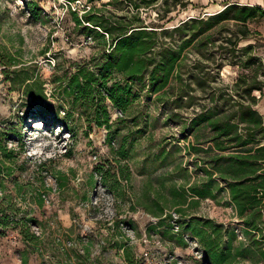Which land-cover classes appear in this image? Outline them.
I'll return each instance as SVG.
<instances>
[{
	"label": "rangeland",
	"instance_id": "rangeland-1",
	"mask_svg": "<svg viewBox=\"0 0 264 264\" xmlns=\"http://www.w3.org/2000/svg\"><path fill=\"white\" fill-rule=\"evenodd\" d=\"M29 1L39 8L36 16L27 7ZM109 1L95 5L105 9L107 16L125 14L126 5H108ZM152 1L154 9L140 12L147 21L157 20L163 9L164 0ZM183 1L189 6L172 8L168 17L173 21L166 28L239 0ZM90 6L83 0L71 5L66 0H0V130L7 133L8 148L16 156L9 163L13 173L2 177L0 203L10 199L27 211L38 222L32 232L42 240L38 247L27 248L19 228L9 229L0 237V264H22L27 251L32 252L28 264H204L189 237H185L186 247L172 238L191 218L232 227L239 241L249 238L230 206L224 183L218 175L210 182L205 173L209 155L191 148L204 150L213 136L204 127L193 134L188 131L193 108L176 109L177 115H171L146 91L126 113L109 107L110 130L97 126L91 106L72 104L58 80L106 49L76 27L72 13L81 17ZM249 28L250 38L239 49L254 48L242 52L238 62L258 57L264 64V19ZM204 51L203 56L194 49L186 51L184 79L196 72L200 60L204 75L218 91L255 69L264 81L258 64L245 69L229 62L225 52L219 56L212 46ZM22 69V77L38 83L30 93L36 95L41 87L44 99L33 100L27 94L25 86L33 81L7 80L5 71ZM211 92L198 89L192 95L203 104ZM254 95L258 98L261 93ZM101 167L109 171L108 181L97 172ZM121 167L130 174L129 182L122 178ZM209 183L215 199H194L191 188L206 189Z\"/></svg>",
	"mask_w": 264,
	"mask_h": 264
},
{
	"label": "trees",
	"instance_id": "trees-1",
	"mask_svg": "<svg viewBox=\"0 0 264 264\" xmlns=\"http://www.w3.org/2000/svg\"><path fill=\"white\" fill-rule=\"evenodd\" d=\"M66 1L71 5L82 0ZM83 1L92 6L85 9L81 17L75 11L72 13L76 27L96 41L100 40L106 49L100 56L93 57L84 66L77 65L73 73L58 80L64 84L63 91L67 97L71 98L72 104L81 102L91 106L97 126L108 130L111 129L109 107L126 113L145 91L148 96L156 97L171 115H177L173 113L176 109L193 108L194 115L188 124V131L193 134L204 127L213 139L208 141L204 150L194 145L191 148L197 154L203 152L209 155L205 173L210 182L214 175H218L224 183L230 206L235 209L249 238L239 241L234 228L196 217L191 218L177 237L172 238L178 246L186 247L185 237H189L196 244L204 264L264 263V116L257 109L259 99L254 95L255 92L263 93L264 81L259 79V70L255 69L252 75H239L232 87L218 91V88L211 87L204 75L205 65L200 60L194 66L196 72H190L186 79L183 76L186 51L194 49L203 56L209 46L215 48L219 56L225 52L226 59L234 65L242 64L248 69L258 64L264 70V64L258 57L238 62L242 52L249 53L254 48L249 45L240 50L239 46L250 38L252 31L249 25L264 19V9L228 2L220 11L191 18L168 29L166 24L173 21L172 17H168L171 9L180 7L185 10L189 2L164 0L163 9L158 10V19L147 21L140 12L146 8L154 9L152 0L109 1L108 5H126L127 11L120 17L107 16L105 9L97 8L95 4L103 0ZM27 7L31 15H37L39 8L35 2L29 1ZM229 31L233 34L220 38ZM162 36L167 37L163 39ZM221 66L217 65L219 69ZM24 72L25 69L5 71L7 80L12 83L33 81L25 86L27 94L33 100L44 99L41 87L36 95L30 93L38 83L22 77ZM10 74L16 76L12 78ZM198 89L203 92L211 89L212 96L207 97V103H198V98L192 95ZM15 158V150L8 148L7 133L0 130L1 190L4 189L2 177L13 173L9 163ZM97 172L108 181L110 173L105 167L97 169ZM121 176L126 182L130 181L125 167H121ZM205 187L191 188L193 197L198 200L215 199L210 183ZM39 205H43L41 198ZM182 212L181 208L177 210L180 215ZM163 222L164 219H161L159 226ZM37 223L10 199L0 203V237L5 236L9 229L19 228L26 247H38L41 237L32 232V226ZM31 253L24 252L22 264H28Z\"/></svg>",
	"mask_w": 264,
	"mask_h": 264
},
{
	"label": "crops",
	"instance_id": "crops-1",
	"mask_svg": "<svg viewBox=\"0 0 264 264\" xmlns=\"http://www.w3.org/2000/svg\"><path fill=\"white\" fill-rule=\"evenodd\" d=\"M237 3L241 5L259 6L264 9V0H239ZM258 99L259 101H258L257 109L264 116V91L263 93H261ZM194 199H198V198L195 197Z\"/></svg>",
	"mask_w": 264,
	"mask_h": 264
},
{
	"label": "bare ground",
	"instance_id": "bare-ground-1",
	"mask_svg": "<svg viewBox=\"0 0 264 264\" xmlns=\"http://www.w3.org/2000/svg\"><path fill=\"white\" fill-rule=\"evenodd\" d=\"M38 126H40V128H41V126L43 125L41 122H39V124H37Z\"/></svg>",
	"mask_w": 264,
	"mask_h": 264
},
{
	"label": "built area",
	"instance_id": "built-area-1",
	"mask_svg": "<svg viewBox=\"0 0 264 264\" xmlns=\"http://www.w3.org/2000/svg\"><path fill=\"white\" fill-rule=\"evenodd\" d=\"M200 254V253H199ZM148 254L147 253H145V256H147ZM202 256L200 255V258H201Z\"/></svg>",
	"mask_w": 264,
	"mask_h": 264
},
{
	"label": "water",
	"instance_id": "water-1",
	"mask_svg": "<svg viewBox=\"0 0 264 264\" xmlns=\"http://www.w3.org/2000/svg\"><path fill=\"white\" fill-rule=\"evenodd\" d=\"M208 15H211V14H208ZM208 15H207V16H208Z\"/></svg>",
	"mask_w": 264,
	"mask_h": 264
}]
</instances>
